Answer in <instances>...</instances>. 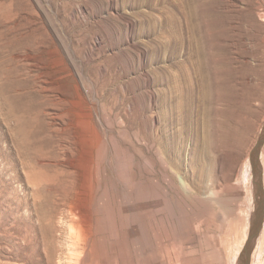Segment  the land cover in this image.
<instances>
[{
    "label": "rangeland",
    "instance_id": "rangeland-1",
    "mask_svg": "<svg viewBox=\"0 0 264 264\" xmlns=\"http://www.w3.org/2000/svg\"><path fill=\"white\" fill-rule=\"evenodd\" d=\"M263 128L264 0H0V264H241Z\"/></svg>",
    "mask_w": 264,
    "mask_h": 264
},
{
    "label": "water",
    "instance_id": "water-1",
    "mask_svg": "<svg viewBox=\"0 0 264 264\" xmlns=\"http://www.w3.org/2000/svg\"><path fill=\"white\" fill-rule=\"evenodd\" d=\"M264 142V128L260 134L256 144L252 148L249 154V163L251 167V172L253 175V184L255 186V208L251 218V228L249 233V240L247 241L244 252L241 255L240 262L241 264H249L250 253L252 248V241L257 236L264 219V193L261 179V167L259 161V152L261 145Z\"/></svg>",
    "mask_w": 264,
    "mask_h": 264
},
{
    "label": "bare ground",
    "instance_id": "bare-ground-1",
    "mask_svg": "<svg viewBox=\"0 0 264 264\" xmlns=\"http://www.w3.org/2000/svg\"><path fill=\"white\" fill-rule=\"evenodd\" d=\"M199 64H201L200 62H199ZM249 240V239H248Z\"/></svg>",
    "mask_w": 264,
    "mask_h": 264
}]
</instances>
